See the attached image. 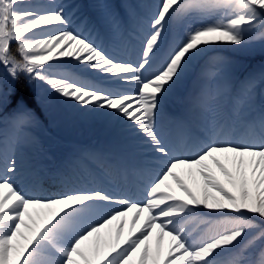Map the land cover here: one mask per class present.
<instances>
[{
	"label": "snow or ice",
	"instance_id": "snow-or-ice-1",
	"mask_svg": "<svg viewBox=\"0 0 264 264\" xmlns=\"http://www.w3.org/2000/svg\"><path fill=\"white\" fill-rule=\"evenodd\" d=\"M92 7L87 31L131 29L135 60L74 29L59 0H0V264H264V70L237 81L222 55L253 40L264 49V0H158L148 15L126 0ZM193 72L173 141L164 103ZM21 81L104 118L139 159L81 154L57 168L54 190H38L22 149L39 118ZM129 176L140 199L113 186Z\"/></svg>",
	"mask_w": 264,
	"mask_h": 264
},
{
	"label": "rangeland",
	"instance_id": "rangeland-1",
	"mask_svg": "<svg viewBox=\"0 0 264 264\" xmlns=\"http://www.w3.org/2000/svg\"><path fill=\"white\" fill-rule=\"evenodd\" d=\"M90 2L96 3V0H90ZM115 3H120L122 0H113ZM127 3H130L136 6V11L141 12L142 14L148 15L152 11L155 10V6L158 3V0H126ZM77 19L74 20L73 27L76 30L84 31L85 35H88L90 39H96L97 42L103 41V46L110 52L114 54H119L120 57L126 60H135L136 54L139 51L140 44L137 36L132 32L131 29L126 30L121 35L113 37L111 35L108 36L109 43H106L104 39L100 36L97 31H87V28H91V25H87V27L82 23L84 17L81 14H77ZM252 35H255L253 33ZM99 37V39H97ZM171 37H169V42ZM167 48V44L165 45ZM222 55L225 57L227 55H236L246 58H254L256 56L264 57V49L261 48L259 41H253L251 44L250 50L242 51V52H223ZM163 59V53L157 59V63H159ZM232 73L237 81L244 79V74L238 76L234 74L233 67L231 66ZM257 73V72H253ZM238 78V79H237ZM196 74L189 73L187 74L172 90L168 98L164 103V107L162 110L161 116L165 118L168 112L171 110L179 113L181 116L186 112L187 109V100L189 95L193 92L195 86ZM37 87L40 89L43 97L48 101L49 107L52 111L54 119L58 123V133L60 136V140L54 144V147L59 146L60 144L65 145L67 147V157L71 159L73 157L79 156L85 153H109L114 157H118L115 155L114 149H107V142H112L109 140L112 135L115 137L119 146H116V149L126 156L127 159L132 160L133 162L125 161L127 164L131 165L137 159H139V154L136 151H132V147L128 142H126L123 138L119 137L116 132L113 130L112 126L108 124V122L101 117L98 116H86L85 118H81L80 116H76L71 113V110L66 106H63L56 99L51 97L47 92L44 91L43 85H40L37 82ZM256 101L257 103L264 102V84H259L256 90ZM161 125L168 131L171 128V123L167 124L164 119H161ZM195 131V128L192 129ZM169 138L173 141H176L179 138L180 131L175 128L174 131L168 132ZM99 134V136H97ZM97 136V137H96ZM115 148V147H114ZM29 153V157L31 159H36L38 157L37 150H34L30 147L27 149ZM128 155H134L136 160L131 159ZM136 181H139L140 184L141 179L139 177L133 176ZM118 190L119 186L117 184L113 185ZM125 186H128V182H125ZM143 195L141 185L138 188V192L133 194L136 199H140ZM135 197L133 198L135 200ZM126 234V232H125Z\"/></svg>",
	"mask_w": 264,
	"mask_h": 264
},
{
	"label": "trees",
	"instance_id": "trees-1",
	"mask_svg": "<svg viewBox=\"0 0 264 264\" xmlns=\"http://www.w3.org/2000/svg\"><path fill=\"white\" fill-rule=\"evenodd\" d=\"M89 1V0H88ZM87 0H59V2L64 3L66 6V10L69 12L73 6L75 9L82 10L85 12L84 4L88 2ZM38 3H45L46 0H36ZM94 3L92 2L93 5ZM89 5V6H90ZM91 13L93 17L96 19V10L94 8L91 9ZM227 58L231 60L235 66L236 73H242L249 71L252 67L259 68V70H264V57L257 56L254 58H244V57H236L234 55H227ZM20 92L30 98V107H32L37 117L39 118V124L33 129V142L29 144H33L36 147L40 148L42 152V156L44 159V163L39 162H30L27 159L26 153L22 150V158L24 161L25 166L29 169V171H34L36 174V183L38 190L41 191H49L54 190V184L50 182L48 179L47 181L40 180L39 172L41 170H46L48 166L51 167V170L54 171L56 165L60 162L62 158V151H53L52 144H54V140H56V122L52 120L51 113L47 107V102L43 98L42 94L40 93L39 89L36 85L28 84L24 81H21L17 85ZM73 114H77V112L71 110ZM82 118L89 116L87 114H81ZM33 183V178L28 176L23 181V186L29 187L28 184Z\"/></svg>",
	"mask_w": 264,
	"mask_h": 264
},
{
	"label": "bare ground",
	"instance_id": "bare-ground-1",
	"mask_svg": "<svg viewBox=\"0 0 264 264\" xmlns=\"http://www.w3.org/2000/svg\"><path fill=\"white\" fill-rule=\"evenodd\" d=\"M97 136H99V134H97ZM109 136L111 137L109 140L112 141L113 145L118 146L120 142H116L117 139L115 137H113L112 135H109ZM132 151L134 152L133 149H132Z\"/></svg>",
	"mask_w": 264,
	"mask_h": 264
}]
</instances>
